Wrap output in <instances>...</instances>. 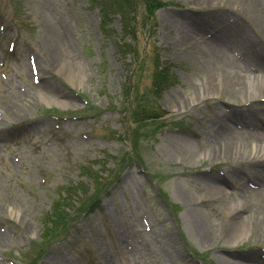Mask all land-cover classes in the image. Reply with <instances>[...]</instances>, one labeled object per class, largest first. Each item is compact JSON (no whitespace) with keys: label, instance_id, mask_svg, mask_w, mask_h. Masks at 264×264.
<instances>
[{"label":"rangeland","instance_id":"obj_1","mask_svg":"<svg viewBox=\"0 0 264 264\" xmlns=\"http://www.w3.org/2000/svg\"><path fill=\"white\" fill-rule=\"evenodd\" d=\"M165 1L145 34L100 0H0V264H264V0ZM157 54L177 81L153 98ZM136 88L163 127L131 121ZM88 165L104 188L45 239Z\"/></svg>","mask_w":264,"mask_h":264},{"label":"trees","instance_id":"obj_2","mask_svg":"<svg viewBox=\"0 0 264 264\" xmlns=\"http://www.w3.org/2000/svg\"><path fill=\"white\" fill-rule=\"evenodd\" d=\"M167 5H169V3L164 0H100L102 28L106 30L111 21V14H113L114 11L122 12L127 21L131 19L130 16L132 14L140 12L144 19V22L141 25L146 28V34V32L149 30L151 32L152 23L156 20V11ZM128 25L132 28L129 27V30L125 28L126 34H136L138 36V21L136 20L135 24H132V26L129 23ZM126 42L127 43L122 44L121 47L125 49L128 46L130 47L129 50L131 51L132 46L134 45L131 44V42H128V38H126ZM176 81V76L171 73L168 66H164L162 64L160 61V56L157 54L154 61V71L152 75L151 86L149 87V91H147V93L152 95L153 98H157L159 93L171 85H174ZM139 93L140 91L138 88H136V91L134 92V95L136 94V101L132 106L131 121L135 124V126L153 125L156 129L163 127L166 124L165 110L156 108L152 104L153 102H150V95L147 96V103H145L143 93L142 95H138ZM83 167V170H85L84 174L87 176L89 181L83 180L79 182L78 185L76 184V187L73 186V190L72 188L68 189L66 196L62 194L58 200L53 201L51 212L50 214L48 213L47 217L45 218V239L50 235L51 232L58 230L64 225V223L69 222L71 216L78 212V210L75 208L76 204L79 206L82 204L87 206L89 202L91 203L93 200L98 198L99 193L104 188L108 177H98L96 175L97 172L96 174H93L92 171L95 170L91 165ZM77 190H80L78 195L81 197L76 202L75 199L72 198V195L76 194ZM89 195L93 196L92 199H90L88 202H85V197ZM70 207L73 208V212L69 213L68 211L71 209Z\"/></svg>","mask_w":264,"mask_h":264},{"label":"bare ground","instance_id":"obj_3","mask_svg":"<svg viewBox=\"0 0 264 264\" xmlns=\"http://www.w3.org/2000/svg\"><path fill=\"white\" fill-rule=\"evenodd\" d=\"M244 1H249V0H244ZM58 37H60V42H57V40H56V42H47V44H46V50H45V52H44V56H47V58L49 57V59L50 60H53L54 59V61L53 62H58L57 63V66H59V64H60V57H59V55H58V53H57V45L59 46V43L61 44L62 42H63V38L61 37V36H58ZM57 37V38H58ZM58 43V44H57ZM61 45H63V44H61ZM61 52H64V51H61ZM55 57V58H54ZM230 72L232 73V75H233V79L232 78H228V79H231L232 81V83H230V84H232V86H231V88H230V94H233V93H241V94H243V95H245V97H247V99L248 98H251V94L250 95H248L247 96V92L248 91H246V92H238L239 90H240V86H241V84H242V81L240 82V79H241V77H239L237 74H235L234 73V71L231 69L230 70ZM230 72H228V74H230ZM231 76V75H230ZM260 77V74L259 75H257V74H251L250 75V78H252L251 80H254V81H256L257 80V78H259ZM260 78H262V79H264L263 77H260ZM243 79V78H242ZM264 82V81H263ZM223 135V134H222ZM221 140V138L219 139L218 138V140H217V142H219ZM222 140H224L222 143H220V144H218V143H215L214 144V147H213V150H214V153L215 152H219V154L220 153H222V152H224V153H227V152H230V150H231V138L229 137V134L227 135V133H225L224 134V137L222 138ZM221 142V141H220ZM224 150V151H223ZM264 150V149H263ZM260 151H258L257 153H258V157H260L259 156V153ZM263 153H264V151H262ZM252 153V152H251ZM254 155H256V154H254ZM250 156V155H249ZM250 159V158H249ZM252 159V161H250L249 163H248V165L249 166H255V167H261V168H263L264 169V157H261L260 159L259 158H251ZM250 159V160H251ZM260 168V169H261ZM262 170V169H261ZM260 170V173H258V176L259 175H261V176H264V175H262L261 173L263 172V171H261ZM241 217V216H240ZM238 218H239V216H238ZM196 223H197V225L201 228V226H202V224H201V220H196ZM241 222L240 221H237L236 223H234L233 225H231V231L233 232V231H235L237 228H238V226H239V224H240ZM235 264H240V262L239 263H235Z\"/></svg>","mask_w":264,"mask_h":264}]
</instances>
